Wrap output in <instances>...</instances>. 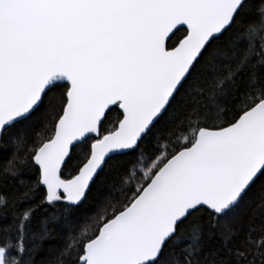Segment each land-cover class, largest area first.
I'll return each instance as SVG.
<instances>
[{
    "label": "snow or ice",
    "instance_id": "snow-or-ice-1",
    "mask_svg": "<svg viewBox=\"0 0 264 264\" xmlns=\"http://www.w3.org/2000/svg\"><path fill=\"white\" fill-rule=\"evenodd\" d=\"M0 264H264V0H0Z\"/></svg>",
    "mask_w": 264,
    "mask_h": 264
}]
</instances>
